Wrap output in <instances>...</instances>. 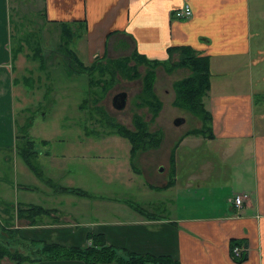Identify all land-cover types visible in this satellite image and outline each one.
Segmentation results:
<instances>
[{
  "label": "crops",
  "instance_id": "obj_1",
  "mask_svg": "<svg viewBox=\"0 0 264 264\" xmlns=\"http://www.w3.org/2000/svg\"><path fill=\"white\" fill-rule=\"evenodd\" d=\"M21 1L0 0V154L10 152L6 149L12 148V156L16 155L25 164L19 170L28 177L25 168L34 172L25 160L27 153L22 152L20 146L26 145L28 140L34 142L33 160L40 175L34 173L39 182L36 187L17 184L16 200L1 196L3 191L10 194L11 187L3 189L0 200L6 201L17 213V220L22 224L17 221L15 228H21L22 236L82 247L88 243L94 245L96 240L89 238L91 233L120 250L168 255L185 264H264V0H32L34 10L36 6H42L39 13L45 24L55 27L50 30L59 31L55 43L61 47V41L65 39L72 44L73 51L87 67L107 59L124 61L135 55L151 62L176 63L181 59V53L171 57L168 49L178 46L190 47L199 56L210 57L211 91L203 102L212 115V122L208 124L211 130L206 135H190L194 129L203 128L202 122L200 127L175 133L174 148L160 159L165 140L172 133V130L168 133L163 130L162 147L140 155L137 162L140 173L132 167V143L112 130H89L93 122L91 117L85 122L77 120L83 134L79 133L77 139L71 140L73 143L105 141L115 147L122 145L124 140L130 143L127 161L121 160L120 147L114 152L105 151L93 156L101 161L107 158L109 163L97 168L104 177L105 186L101 187V178H97L94 190L87 183L71 182V167L77 165L85 173H92L89 168L93 150H70L67 144L62 153H56L49 149L51 139L40 137L42 146L47 149L43 151L31 138L30 131L36 127V121L26 115L30 109L23 104L29 95L22 86L17 90L19 83L16 80L17 61L18 69H26L29 57L22 53L21 45L14 50L12 44L15 39L13 16L19 12ZM254 2H258L259 11L253 9ZM189 4L194 15L186 20L176 19L177 10ZM65 26L71 27L73 32L67 33ZM37 67L39 63L32 68ZM176 72L170 74L166 66H160L154 90L158 92L160 77L168 81L173 79L174 90ZM42 76L38 86L30 91L38 95L39 102L44 100V106L51 101L54 84H49L48 77L45 83ZM86 78L88 88L79 105L84 113L89 111L84 104L91 96L90 80L88 76ZM174 91L167 89L168 93ZM163 111L158 124L164 117ZM20 115H26L19 121L25 136L19 130ZM43 119H47V114ZM133 125L127 129L134 130ZM74 127L76 122L73 121ZM191 138H194L193 142L189 141ZM205 147L208 151H202ZM152 157L157 160L153 164L150 162ZM172 165L176 169L175 176ZM196 165L203 170L197 171ZM58 168L69 171L66 179L59 180L55 172H47ZM203 174L204 178L201 177ZM183 175L185 178L181 180ZM171 178L176 180L175 184L165 189ZM199 180L196 189L204 188L202 198L205 200L211 195L210 204L219 209L198 215H181L179 189L184 185L191 188ZM114 184L122 189H133L137 196L129 199L109 192ZM55 185L81 187L94 197H76L74 193L57 191ZM146 188L160 194L156 197L147 192L149 196L143 198ZM35 191L38 195L33 198ZM238 194L244 197L242 206L234 202ZM30 204L54 210L52 222L56 217L58 222L34 226L29 219L20 218L18 205ZM44 216L36 220L51 219L49 215ZM237 241L247 249L245 261L232 254ZM42 264L86 262L44 260Z\"/></svg>",
  "mask_w": 264,
  "mask_h": 264
},
{
  "label": "rangeland",
  "instance_id": "obj_2",
  "mask_svg": "<svg viewBox=\"0 0 264 264\" xmlns=\"http://www.w3.org/2000/svg\"><path fill=\"white\" fill-rule=\"evenodd\" d=\"M36 2V1H35ZM38 4V1L36 5ZM20 10L16 14H14V25L13 31L15 35V39H13V46L14 50H17L18 47L21 45L24 49L22 53L27 57H29V61L27 62V68H20L18 69V61L16 64L17 72H16V80H17V90L19 88H26L27 89V96L24 100L25 103L23 104L26 108V106L30 109L27 110L26 115L30 118H35L36 121V127L30 131V134H32L34 140L37 142L38 149L45 151V149L42 146V143L40 142V137L43 138H49L50 141V147L52 151L56 153H62L65 150L66 145L68 144L70 146V150H90L94 151L91 153L92 159H91V166L90 170L92 173H85L82 168H79L76 166L71 167V171L73 172V181L72 184H80V183H87L91 185V190H94L95 182L98 181L97 178H101V187L105 186L104 180H102L103 175L100 174V171L97 169L99 166H105V164H108L107 158L104 160H99L96 157H93L94 155H97L99 153H105V151L108 152H114L117 147H120V156L122 161H127V152H129L130 143H128L127 140H124L123 144L115 147L113 144L108 142H94L90 141L88 143H73L71 140L77 139L79 136V133H82L79 129L77 120L80 119L82 122H85L87 120L91 119L93 120L92 124L89 127V130L96 129L98 131L101 130H107L108 132L117 130V126H125L132 127L135 121V115L143 116L146 123L148 124L149 130H151L152 133H156L159 131L160 133L166 131L167 133L171 130V135L165 140L164 150L162 151V157L160 159H163L165 153L169 151V149L174 148L175 141H173V137L175 136V133H179L181 131H188L190 129H194L195 127H200V123L202 121L197 118V116L192 115L188 111H186L183 107H176L175 103H173V99H175V95L177 96L176 90H173V79L171 81L167 78H159V85L157 87L156 91L158 96V100L160 103L163 104V108L165 106L164 117L162 118V122L158 124V116L153 119L154 116L150 113L151 110L149 107H145L144 105L142 107H139L141 105V95L142 90L144 86V77L149 72V68H145L144 66H140L139 73L140 77H135L134 73H128L123 75V73L119 72V74L116 75L117 82L114 86L109 87L108 90H106V86L104 85V81L100 84V86H97L95 94L91 95L89 101L85 103L84 106L87 107L89 110L88 113H84L80 109V104L85 99L86 90L88 88V80L86 76L76 74L75 76L70 77L68 68H66L65 61L63 60L62 56H55V61L50 58V54H52V51H56L59 49V44L55 43L56 39L58 38V35H60L59 31L55 32L54 30H50V27L53 29L55 27L47 26L44 22V18L42 17L39 7L42 6H36L34 10V5L32 0H22L20 4ZM32 9V11H31ZM253 9L258 10V2H254ZM18 18V19H17ZM65 44V50L68 49H75V47L68 43L65 39L61 41ZM73 48V49H72ZM60 50V49H59ZM50 53V54H49ZM43 54L44 58H43ZM49 54V56H48ZM42 55V56H41ZM48 59V61H45L44 59ZM42 60V61H41ZM37 61V62H36ZM47 63V69H51L50 71H46L43 69V64L41 62ZM25 62V61H24ZM39 63V67L36 69L32 67H36ZM105 63V61H104ZM106 64V63H105ZM130 66L133 68L135 67V63L131 62L129 63ZM23 64H21L22 66ZM55 66V67H53ZM190 70H179L174 74V80L179 82L180 80H184L189 77ZM50 73V74H49ZM40 75H43V81H46V78H50L49 84H54V90L51 93V97L47 104L43 106V101L39 102L38 95H35L33 91H30V88L33 89L34 87L38 86L39 81L41 80ZM97 77V76H96ZM107 81H111L110 77L107 76ZM157 81V80H156ZM176 82V83H177ZM46 83V82H45ZM168 85V86H167ZM25 86V87H24ZM105 87V88H104ZM155 87V86H154ZM167 89L174 91V93H168ZM16 90V91H17ZM129 93V100L127 102V109L124 111H119L115 109L113 105V100L117 94L121 93ZM36 93V92H35ZM34 94V96H33ZM57 94H59L57 98ZM43 106V107H41ZM53 109V110H52ZM161 111V112H162ZM160 112V113H161ZM17 113H20L17 111ZM159 113V115H160ZM47 114V119H43V116ZM26 115H20L18 118L22 121L25 119ZM24 118V119H22ZM184 118L186 120V123L181 124L180 126H175L178 119ZM76 122V127L72 128ZM20 127V134L25 136V131L22 130V124L19 122ZM158 128V129H157ZM160 128V129H159ZM101 129V130H100ZM133 131H136L135 129ZM165 136V134H164ZM195 137V135H194ZM190 142L194 141V138H191L189 140ZM126 143V144H124ZM209 149V148H208ZM207 147L202 149V151H208ZM6 150L12 152V148H7ZM152 151V150H149ZM10 152H3L0 154V193H2L3 189L5 187H11L13 191L10 194H4L3 191L2 197L4 196L6 199H13L16 200V197H18V192L16 189L18 188L17 184H28L32 187H36L38 182V177L31 173V171L27 168L26 171L28 173V177H25L21 171L19 170L20 166H24V162H21L19 158L15 155L12 156V153ZM146 151H143V153ZM148 152V151H147ZM141 153V154H143ZM140 154V155H141ZM139 155V156H140ZM159 157V156H158ZM212 157V156H210ZM153 158V157H152ZM151 158V159H152ZM214 160H218V158L212 157ZM109 160V159H108ZM157 160L156 158H153L150 162L151 164L155 163ZM93 162V163H92ZM197 171H200V166L196 165ZM25 167V166H24ZM138 167V166H137ZM138 169V168H137ZM140 172L141 170L138 169ZM47 172H55V177L57 179L61 180V178H67V175L69 171H66V169H60L58 170H47ZM194 173V172H191ZM190 174V173H189ZM204 178V174L201 176ZM185 178V175H183L182 179ZM65 182V181H64ZM199 181H196V184H193L191 188L184 185L181 190L179 189V193L181 197V200H179L180 206H181V215H184L185 213L187 215H198L204 214L208 211H217L219 208H215L212 204H210L211 199H213L210 195L208 199H203V189H199L197 187ZM115 186L112 189H108L109 192L117 193V195H121L123 197H127L129 199H132L134 196L137 195L134 193L133 189H122L119 185L114 184ZM119 186V187H118ZM102 192L103 190H96ZM38 191H35L32 195L33 198H35V195ZM106 192V191H105ZM153 194L154 196H158L160 193H155L153 191H150L148 188H146L145 193L142 194V197H148L149 194ZM172 193V191H170ZM173 196H176L174 193H172ZM78 195H76L77 197ZM162 196V195H161ZM81 197V196H79ZM87 198V197H85ZM211 198V199H210ZM210 200V201H209ZM4 200H0V226L2 228L0 229V235L3 237L10 236L8 234V230H14V228L18 225L17 224V213L10 207ZM209 205V206H208ZM109 206V205H107ZM25 208V207H24ZM125 210V209H124ZM126 212V210L124 211ZM162 212V211H159ZM45 217V216H44ZM49 216V218H51ZM37 218H43V216H38ZM47 218V217H45ZM57 218V217H56ZM40 221V220H38ZM43 222H52V218L48 221H41ZM18 223L22 224V222L18 221ZM50 224V223H49ZM21 229V228H20ZM21 234V233H20ZM22 235V234H21ZM9 238V237H7ZM22 238H25L22 236ZM28 239V238H27ZM8 243H6L7 245ZM90 243H88L89 245ZM86 245V246H88ZM8 251L11 252L12 255H19V260L17 258L12 259L10 255L6 254L4 257L0 258V264H36L35 261H29L34 252L32 253L31 250H29L25 246H21L19 243L15 244L14 242H11V244L8 245ZM28 258V260H26ZM46 260V259H44ZM22 261V262H21ZM34 261V262H33ZM59 261V260H57ZM57 261H50V262H57ZM79 261V260H77ZM41 261L39 264H42ZM60 262V261H59ZM83 262V261H79ZM47 263V262H46ZM87 264V263H86Z\"/></svg>",
  "mask_w": 264,
  "mask_h": 264
},
{
  "label": "trees",
  "instance_id": "obj_3",
  "mask_svg": "<svg viewBox=\"0 0 264 264\" xmlns=\"http://www.w3.org/2000/svg\"><path fill=\"white\" fill-rule=\"evenodd\" d=\"M67 33L73 32L71 27L65 26ZM74 37V35H71ZM71 37V38H72ZM65 44L62 43L61 47L58 50L52 51L50 54V58L55 61V56H62L63 60L66 62V68H68L70 77L79 75H86L90 80V93L91 95L95 94L97 86L104 81V85L106 86V90L109 87H112L116 84L117 79L116 75L119 72L123 73L126 76L129 73H134L135 77H140L139 68L140 66L146 65L149 68V72L144 77V86L143 92L140 97L141 105L145 107H149L151 110V114L153 119L159 116V113L163 110V104L158 100V95L154 90V85L156 83V73L157 69L160 66H166L167 70L171 73L178 71L179 69H189L190 75L188 78L184 80H180L174 86V89L177 92V98H175V106L180 108L183 107L186 111L191 113L192 115L197 116L203 123V128L198 130L194 129L190 132V135L198 134V135H206L207 131L211 130L208 127L209 122H212V115L207 110L205 103L203 102L204 97L211 91L212 84V75H211V63L210 57L207 55L199 56L195 50L190 47H182L178 46L177 48L168 49L170 51L171 57L180 52L181 59H179L176 63H171L168 61L166 63H158L156 61H148L147 59H143L141 55H135L133 58L129 57L124 61L118 60H110L107 59L104 63L101 62L99 64L85 66L82 63L79 55L76 54L71 49L65 50ZM23 50V48H21ZM48 54V56H49ZM45 54H43L44 56ZM42 56V55H41ZM145 58V57H144ZM48 61V59H44ZM135 62V67H131L129 63ZM45 63V62H43ZM47 63L43 64V69L47 70ZM54 67V66H53ZM97 76V77H96ZM107 76L110 77L111 81H107ZM105 88V87H104ZM91 96H89L90 99ZM89 99L87 101H89ZM85 101V103L87 102ZM85 105V104H84ZM134 129H127L125 126L118 125L117 130H114L116 133H119L120 136L126 138L130 143H132V151L131 156L133 160L132 167L136 172L140 173L137 169V162L139 159V155L143 153V151L156 150L157 148H161L164 140V133L157 131L156 133H152L149 130L148 124L146 123L143 116L135 115L134 121ZM25 139V138H24ZM22 152L25 151V160L31 166V170L39 174L38 166L35 164L33 160V156L35 154L34 142L30 140L27 141L26 145L23 144L20 146ZM173 167V176L176 175V169L174 165ZM176 180L173 178L170 179V182L165 189L170 188L173 184H175ZM57 191L60 192H70L77 195H83L86 197H94L89 192L85 191L83 188H71L69 186L64 187L60 185H55ZM26 207V208H24ZM18 215L20 218H26L31 221V224L35 225H43L41 221H37L36 218L38 216H44V214L51 216L54 213V210L45 209L44 206L32 205L24 206L18 205L17 209ZM58 222V218L50 224L54 225ZM2 226H0V229ZM21 229L19 227L14 228V230H8V234L10 236L3 237L0 235V258L4 257L6 254L12 256L11 258H17L19 260V255H12L10 251H8V245L11 242L15 244H20L21 246L27 247L29 250H33L32 257L29 261L34 260L33 262L39 264L41 261L46 259L47 261H85L87 264H109V262L117 263V264H185L182 261L176 259L175 257H171L168 255L160 254V256L152 255L150 253L147 254H137V252H132L129 250H120L117 247H114L111 244H107L105 241L99 239L98 235L89 234V238L95 239L94 245H83L82 247H74V246H64L57 243H48L45 240H35L34 238L27 239L22 238L20 234ZM102 241V242H101ZM6 243H8L6 245ZM238 244H241L239 241L234 243V247ZM248 258V255L245 254L243 258H239L241 261H245ZM28 260V258H26ZM22 262V261H21Z\"/></svg>",
  "mask_w": 264,
  "mask_h": 264
},
{
  "label": "built area",
  "instance_id": "obj_4",
  "mask_svg": "<svg viewBox=\"0 0 264 264\" xmlns=\"http://www.w3.org/2000/svg\"><path fill=\"white\" fill-rule=\"evenodd\" d=\"M192 6L189 4L186 7H184L183 9H179L177 10V13L175 14V18L177 19H181V20H186V19H190L193 15L194 12L192 11ZM243 196L242 195H237L236 199H234L235 204H238L239 206H242V201H243ZM245 250H247L244 246L238 244L236 245L233 250H232V254L236 257V258H243L245 256Z\"/></svg>",
  "mask_w": 264,
  "mask_h": 264
},
{
  "label": "water",
  "instance_id": "obj_5",
  "mask_svg": "<svg viewBox=\"0 0 264 264\" xmlns=\"http://www.w3.org/2000/svg\"><path fill=\"white\" fill-rule=\"evenodd\" d=\"M128 100H129V93L125 92V93L117 94L112 102L115 109L119 111H124L128 107L127 105ZM183 123H186V120L184 118L178 119L175 126H180Z\"/></svg>",
  "mask_w": 264,
  "mask_h": 264
}]
</instances>
